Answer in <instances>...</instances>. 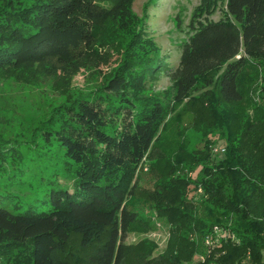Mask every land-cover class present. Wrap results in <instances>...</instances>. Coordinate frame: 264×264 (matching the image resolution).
Returning a JSON list of instances; mask_svg holds the SVG:
<instances>
[{
	"label": "trees",
	"instance_id": "16d2710c",
	"mask_svg": "<svg viewBox=\"0 0 264 264\" xmlns=\"http://www.w3.org/2000/svg\"><path fill=\"white\" fill-rule=\"evenodd\" d=\"M99 5L0 0V72L71 60L92 40ZM129 18L122 62L105 82L59 103L29 134L0 126V264H70L72 236L94 250L92 264H125L128 235L155 218L199 252L193 264H264V0H200L178 64ZM161 74L179 105L198 95L225 104L224 154L206 145L186 174L152 176L153 198L136 206L133 179L168 121L171 101L148 92ZM168 252V264L184 263Z\"/></svg>",
	"mask_w": 264,
	"mask_h": 264
},
{
	"label": "rangeland",
	"instance_id": "374dc122",
	"mask_svg": "<svg viewBox=\"0 0 264 264\" xmlns=\"http://www.w3.org/2000/svg\"><path fill=\"white\" fill-rule=\"evenodd\" d=\"M121 1L98 0L92 40L77 47L66 63L45 60L21 71L0 72L1 127L13 126L17 132L29 134L59 103L105 82L122 62L129 42V17L142 31V37L155 38L168 62L178 64L182 53L179 46L188 38V25L200 0H133L132 12H128L126 3ZM121 20L125 22L123 25ZM148 92L160 94L171 103L167 106L168 121L160 139L133 179L137 185L133 196L136 206L153 198L152 176L160 181L176 179L177 172L186 174L187 162L191 164L195 158L206 157L209 150L216 156L224 154V133L218 113L225 107L224 103L216 107L205 96L198 95L179 105L174 100V84L165 74L151 81ZM241 129L238 127L236 131ZM162 187L160 189L170 186ZM154 221V227L138 224L128 235L125 264H168L160 257L168 250V256L174 253L183 264H193L199 252H191V243L182 240L178 232L173 234L158 218ZM70 245L67 257L70 264H92L90 257L94 250H81L79 236H72ZM205 246L212 256L214 251L207 243Z\"/></svg>",
	"mask_w": 264,
	"mask_h": 264
},
{
	"label": "built area",
	"instance_id": "2783aa9c",
	"mask_svg": "<svg viewBox=\"0 0 264 264\" xmlns=\"http://www.w3.org/2000/svg\"><path fill=\"white\" fill-rule=\"evenodd\" d=\"M206 243L211 246L213 245V241H211V239H207Z\"/></svg>",
	"mask_w": 264,
	"mask_h": 264
}]
</instances>
